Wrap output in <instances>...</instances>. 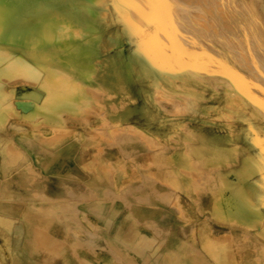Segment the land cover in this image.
<instances>
[{"label":"rangeland","instance_id":"1","mask_svg":"<svg viewBox=\"0 0 264 264\" xmlns=\"http://www.w3.org/2000/svg\"><path fill=\"white\" fill-rule=\"evenodd\" d=\"M24 1L0 5V206L20 210L0 224V264H264V0H174L171 36L128 0H91L90 15ZM146 32L155 50L134 53ZM42 42L77 59L49 84L73 93L53 116ZM51 119L69 133L53 147Z\"/></svg>","mask_w":264,"mask_h":264},{"label":"bare ground","instance_id":"2","mask_svg":"<svg viewBox=\"0 0 264 264\" xmlns=\"http://www.w3.org/2000/svg\"><path fill=\"white\" fill-rule=\"evenodd\" d=\"M12 1H14V3H16L15 2V0H12ZM24 1V0H23ZM41 1V0H40ZM45 1H47V0H45ZM44 1V2H45ZM50 1V4H52V2H53V4H55V5H58V6H61V2L59 3L58 2V0H48V2ZM112 1V0H111ZM115 2H116V0H114ZM113 1V2H114ZM120 1V0H119ZM172 1H174V0H143V1H140V0H128V2H129V4L130 5H127L125 2H123V7H126L125 6V4L127 5V7L129 6V8L131 7V6H135V8H136V5L139 7H141V9H144L145 11H143V12H146V16L147 17H145L146 18V20L148 19L149 21H151V18L152 17H154L155 15H159V18H161L160 17V15H163L162 17H163V19H164V21L163 20H160L161 22H162V24H163V28H164V34H166L167 36H171V29L174 27L173 26V22H174V18H175V16H173V14H172V12H173V8H175L174 6H173V4L171 3ZM21 2V1H20ZM25 2V1H24ZM43 2V1H42ZM48 2H45V3H48ZM65 2V1H64ZM66 2H67V0H66ZM68 2H69V0H68ZM72 2V3H71ZM70 3L73 5V7H75V9L76 10H78V11H81V12H83V14H88V15H90L91 13L89 12V11H91L92 10V6H91V0H72ZM114 2V3H115ZM121 2V1H120ZM119 2V4H121ZM102 3H103V1H102ZM171 3V4H170ZM8 4V3H7ZM7 4H6V2H5V0H0V5L2 6V7H5L6 8V6H7ZM18 4V3H17ZM66 4V3H65ZM68 4V3H67ZM113 4V3H112ZM118 4V2H116V5ZM119 4H118V7H119ZM179 4H181V3H179ZM178 4V5H179ZM183 4V3H182ZM25 6H27L26 4H24ZM49 5V4H48ZM115 5V6H116ZM172 5V6H171ZM10 6V5H9ZM51 6H53V5H51ZM67 6V5H66ZM114 6V5H113ZM17 7V6H16ZM64 7H65V5H64ZM68 7H70L69 5H68ZM118 7H116V10H117V8ZM120 7H122L121 5H120ZM119 7V8H120ZM122 7V8H123ZM177 7H180V6H177ZM183 7H185V5L183 6ZM183 7H181V9L183 8ZM54 8H58L57 6L55 7L54 6ZM53 8V9H54ZM59 8H61V7H59ZM66 8V7H65ZM115 8V7H114ZM119 8H118V10H119ZM134 8V7H133ZM132 8V9H133ZM45 9V8H44ZM98 9V8H97ZM102 9V8H101ZM121 9V8H120ZM125 8H123V10H124ZM128 9V8H127ZM131 9V8H130ZM22 9H20V11H21ZM59 10V9H58ZM68 10V9H67ZM117 10V11H118ZM122 10V9H121ZM120 10V11H121ZM49 11V10H48ZM93 11V10H92ZM128 11V10H127ZM131 11V10H130ZM142 11V10H141ZM21 12H23V11H21ZM26 12V11H25ZM30 12V11H29ZM122 12H124V11H122ZM133 12V11H132ZM132 12H131V14H132ZM118 13V12H117ZM116 13V14H117ZM128 13V12H127ZM173 13H175V12H173ZM44 14V13H43ZM64 14V13H63ZM93 14V13H92ZM102 14V13H101ZM125 15H126V13H124ZM136 14H137V12H136ZM140 14V13H139ZM70 15L72 16L71 18H73V16L74 15H72L71 13H70ZM121 15H123V13H121ZM125 15H123V16H125ZM129 16H130V13L128 14ZM102 16H104V15H101V17ZM31 17V16H30ZM30 17H28V18H30ZM70 17V16H69ZM119 17V16H118ZM131 17V16H130ZM138 17V16H137ZM151 17V18H150ZM156 17V16H155ZM67 18H68V16H67ZM68 19H70V18H68ZM128 19H131V18H128ZM154 19H158V18H154ZM73 20H74V18H73ZM91 20H94V19H91ZM147 20V21H148ZM96 21V20H95ZM98 21V20H97ZM126 21V20H125ZM147 21L145 22V20H144V22L145 23H147ZM148 21V22H149ZM30 23V22H29ZM28 23V24H29ZM91 23V22H90ZM89 23V24H90ZM143 23V22H142ZM150 23V22H149ZM2 24V23H1ZM0 24V25H1ZM89 24H88V27L90 28H92V26H89ZM92 24H94V23H92ZM96 24H97V22H96ZM95 24V25H96ZM144 24V23H143ZM146 25V24H145ZM144 25V26H145ZM30 26V25H29ZM31 26H34V25H32L31 24ZM124 26V25H123ZM139 26V25H138ZM6 27V26H5ZM95 27V26H94ZM99 27V26H98ZM145 27H148V28H146V31H150V30H154L155 28H158V26L156 25V22H153V23H151V24H148L147 23V25L145 26ZM144 27V28H145ZM0 28H2V27H0ZM8 28V27H7ZM4 29V28H3ZM158 30H160L159 28H158ZM5 33H7L8 31L5 29ZM11 31H12V29H11ZM95 31V30H94ZM142 31H143V29H142ZM1 32H2V30H1ZM160 32V31H159ZM3 34H4V31L2 32ZM1 33V34H2ZM37 33V32H36ZM147 33V32H146ZM155 33V32H154ZM153 33V34H154ZM173 31H172V37L174 36L173 35ZM246 33V32H245ZM96 34V33H95ZM170 34V35H169ZM7 35V34H6ZM99 35V34H98ZM98 35H96V36H98ZM165 35V36H166ZM10 36H13V35H10ZM16 36V35H15ZM14 36V37H15ZM49 41H50V43L51 44H55V42H54V39L53 38H49V37H47L46 35H44ZM156 36V35H155ZM159 36V35H158ZM161 37H162V34L160 35ZM93 37V36H92ZM160 37V38H161ZM172 37H170V40L171 41H174V37L172 38ZM1 38V37H0ZM169 38V37H168ZM87 39V38H86ZM6 40V39H5ZM166 40V39H165ZM169 40V39H168ZM71 41V40H70ZM69 41V42H70ZM88 41V40H87ZM90 41H91V39H90ZM178 41V40H177ZM45 42H42L41 43V46H39V48H40V50L39 51H37V52H35V55H34V57H35V60H34V63L35 64H38V63H40V65H42V66H47V68H46V73H48V74H50L49 76H51V77H47V78H45L44 80H43V84H41V86H42V89L44 90V91H47L49 94H50V96L48 97V98H45L44 100L45 101H47V104L49 103V105H47L49 108H51V110L53 111V112H51V114L50 115H56V112H54V111H56L57 109L59 110L60 108H61V106H62V104H61V102H59V101H62L63 100V98H66V97H70V96H72L73 95V93H72V91H71V87L69 88V89H67V90H65L63 93H61V92H58L57 90H53L52 89V87L49 85V84H51L52 86H54V85H57V84H60V83H62L63 85H66V84H68V82L66 81V79H63V81H61V80H59V76L60 75H62V76H64V77H66V76H68L69 74H71V73H74L75 72V67H76V60L77 59H75L74 58V55L73 54H68V55H65L64 57H61V56H59L58 58L56 57L57 56V53L56 52H52L50 49H48L47 47H45V44H44ZM71 43V42H70ZM136 43H137V47L134 49V53H137V54H139L140 52H142L143 51V46H144V43L146 44V45H148L149 47H152V49L153 50H155V48H156V46H157V43H156V40H155V38H154V36H150L148 33H147V36L146 37H144V38H140V39H137V41H136ZM174 43H175V41H174ZM181 43V42H180ZM73 44V43H72ZM167 44V43H166ZM174 45V44H173ZM176 45V44H175ZM49 46V45H48ZM72 46V45H71ZM177 47H178V45H176ZM73 47V46H72ZM76 47V46H75ZM75 47H73V48H75ZM98 47V46H97ZM160 47V46H159ZM50 48H51V46H50ZM76 48H78V50L80 49V47H76ZM75 48V49H76ZM162 48V47H161ZM179 48V47H178ZM164 49V48H163ZM74 50V49H73ZM166 52H167V50L166 49H164ZM72 51V50H71ZM19 52H20V50H17L15 53H17V55L19 54ZM147 52H148V50H147ZM78 53V52H77ZM76 53V54H77ZM149 53V52H148ZM168 53V52H167ZM178 53V52H177ZM159 54V53H158ZM83 55H85L86 56V53H84ZM160 55V54H159ZM171 55H175V54H171ZM181 54H179V55H175V56H178L176 59L175 58H173V59H175L176 60V62H178L179 60H181L180 58H179V56H180ZM181 57V56H180ZM185 57V56H184ZM164 58V57H163ZM183 58V57H182ZM17 59V61L18 60H21V56L19 55V56H17L16 58H14L13 60H16ZM84 60H85V58H83ZM184 59V58H183ZM133 61H135V60H133ZM159 61L160 60H158L157 58H153V62H154V65H155V67H156V65H158L159 64ZM131 62H132V60H131ZM162 62V61H161ZM181 62V61H180ZM183 62V61H182ZM181 62V63H182ZM134 63V62H133ZM188 63V65L190 66V62H187L186 61V64ZM135 64V63H134ZM160 65V64H159ZM179 65H183V64H179L178 63V65H177V68H178V70L180 69V67H179ZM89 66V65H88ZM88 66H86V67H88ZM137 66V65H136ZM175 66V65H174ZM184 66V65H183ZM86 67H82L83 69L84 68H86ZM185 67H187V66H185ZM228 67V66H227ZM226 67V68H227ZM3 69L4 68H6V67H2ZM44 68V69H45ZM140 68V67H139ZM182 68V67H181ZM190 68V67H189ZM221 69H223V68H221ZM224 70H225V68H224ZM144 71V70H143ZM77 72V71H76ZM141 72H142V70H141ZM192 72V71H191ZM206 72V71H205ZM209 72H210V70H209ZM214 72V71H213ZM219 72H220V70H219ZM230 72H233V74L234 73H236V72H234L232 69H230ZM148 72L146 71V74H147ZM158 72H157V70H156V72H155V74L159 77V75L157 74ZM212 73V72H211ZM217 73V72H216ZM215 73V74H216ZM228 74V72H223V74ZM219 74H221V73H219ZM226 74V75H227ZM232 74V73H231ZM232 74V76H235V77H237L235 74L233 75ZM89 74H88V72L87 73H85V72H81L80 73V76H88ZM141 75V74H140ZM145 75V74H144ZM143 75V76H144ZM226 75H223L224 77L226 76ZM229 75V74H228ZM145 76H147V75H145ZM230 76V75H229ZM229 76H226L228 79H230V77ZM63 77V78H64ZM225 77V78H226ZM145 78V77H144ZM226 78V79H227ZM148 78H146L145 80H147ZM205 79V78H204ZM225 79V80H226ZM232 79H234V78H232ZM223 80V79H222ZM235 81L237 80H239V77H237V78H235L234 79ZM234 80H232V81H234ZM224 81V80H223ZM234 81V82H235ZM237 81H236V86H238L239 87V85H238V83H237ZM229 82H231V80L229 81ZM239 82H242V80L240 79L239 80ZM244 82V81H243ZM245 83V82H244ZM231 84H232V82H231ZM231 84L229 85V86H231ZM241 84H243V83H241ZM240 84V86L242 87V85ZM234 86H235V84H234ZM235 86V87H236ZM244 86H246V84L244 85ZM230 88V87H227V88H224V94H225V97L227 98V102L228 101H232L233 103H245V100L243 99V95L241 94L242 92H240V89L239 88ZM247 88V90H250V89H248V87H246ZM243 89H244V87H243ZM241 90H242V88H241ZM246 90V89H245ZM185 93H186V95H187V104L188 105H194V104H196V98H194V96L192 97V90H183ZM243 91V90H242ZM183 92V93H184ZM245 94V93H244ZM245 95H247V94H245ZM250 95V94H249ZM246 98V97H245ZM250 98H252V97H250ZM21 106L22 107H24V108H26V106L27 105H25V104H21ZM41 106V105H40ZM238 106V105H237ZM45 107V105L43 106V108ZM264 107V106H263ZM262 107V108H263ZM42 108V107H41ZM260 108V107H259ZM44 123H48V125H50V126H52L53 128H55L56 129V131H57V133L53 136V138H51V136H50V138H51V140H48L47 141V143H49V146H51V147H53V146H55L56 144H58V143H60V141H63L66 137H68V135H69V133H68V131L66 132V131H64L62 128V125H63V122H60V121H58L57 119H51V120H49L48 122H44ZM12 128H14V129H16L17 127H19V126H17V125H10ZM9 126V127H10ZM10 127V128H11ZM20 129V128H19ZM22 129V128H21ZM20 129V130H21ZM46 139V138H45ZM264 140V137H260L259 138V140ZM63 146V145H62ZM217 146V145H216ZM218 147V146H217ZM228 148V147H227ZM227 148L225 149L226 151H227ZM229 149V148H228ZM263 149H264V147H263ZM216 150V149H215ZM222 151H224V150H222ZM247 180V179H246ZM264 186V185H263ZM247 199H248V201H246V200H238L239 202L237 203V206H245V209H247V211H251L252 210V208H253V201H251V199H249L248 197H247ZM235 201V200H234ZM1 206H3V205H1ZM0 206V207H1ZM17 211L15 210V209H9V208H6V207H1L0 208V224H2V222H6V221H8V220H11V219H17L16 217H13L15 214L14 213H16ZM3 228V227H2ZM3 232H4V230H3ZM13 233V232H12ZM25 235V234H24ZM27 235V234H26ZM29 235V234H28ZM0 236H1V232H0ZM3 237V236H2ZM5 239V238H4ZM5 241V240H4ZM6 241H7V239H6ZM30 242V241H29ZM33 244H31L32 245V248H30L31 249V252L33 251L34 252V248H35V250H37V245H36V243H34V242H32ZM10 245H12V244H10ZM10 247H12V246H10ZM15 249V248H14ZM8 250V252H9V250H10V248L9 249H7ZM12 252H13V250H11ZM30 252V253H31ZM4 258L2 257V260H0V261H4L3 260ZM9 259H10V264H29L28 262H26V261H24V260H22L21 258H19V256L17 255V256H11L10 254H9Z\"/></svg>","mask_w":264,"mask_h":264},{"label":"crops","instance_id":"3","mask_svg":"<svg viewBox=\"0 0 264 264\" xmlns=\"http://www.w3.org/2000/svg\"><path fill=\"white\" fill-rule=\"evenodd\" d=\"M217 207L218 206H212V209H213V211H217L216 209H217ZM215 209V210H214ZM16 210V209H15ZM16 211H20V210H16ZM207 246H208V242H207V239H205L204 241H203V244H202V248H203V252L211 259V257L210 256H212L213 255V253L209 256V248H207ZM208 251V254L206 253V251ZM221 260V259H220ZM225 261V260H224ZM224 261H221V263L220 264H224L225 262ZM224 262V263H223ZM226 264V263H225Z\"/></svg>","mask_w":264,"mask_h":264}]
</instances>
